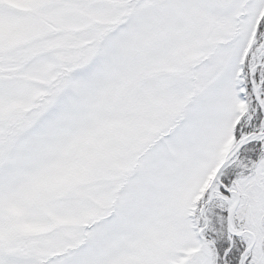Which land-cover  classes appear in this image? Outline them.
<instances>
[{
    "label": "snow or ice",
    "instance_id": "obj_1",
    "mask_svg": "<svg viewBox=\"0 0 264 264\" xmlns=\"http://www.w3.org/2000/svg\"><path fill=\"white\" fill-rule=\"evenodd\" d=\"M0 264H264V0H0Z\"/></svg>",
    "mask_w": 264,
    "mask_h": 264
}]
</instances>
